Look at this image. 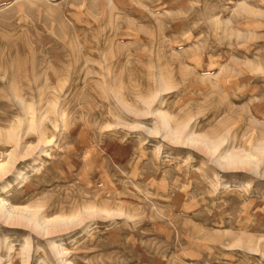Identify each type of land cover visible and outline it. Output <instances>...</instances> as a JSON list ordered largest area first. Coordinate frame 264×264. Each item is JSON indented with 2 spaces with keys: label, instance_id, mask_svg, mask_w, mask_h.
I'll list each match as a JSON object with an SVG mask.
<instances>
[{
  "label": "rangeland",
  "instance_id": "374dc122",
  "mask_svg": "<svg viewBox=\"0 0 264 264\" xmlns=\"http://www.w3.org/2000/svg\"><path fill=\"white\" fill-rule=\"evenodd\" d=\"M0 165V264H264V0H0Z\"/></svg>",
  "mask_w": 264,
  "mask_h": 264
},
{
  "label": "bare ground",
  "instance_id": "6f19581e",
  "mask_svg": "<svg viewBox=\"0 0 264 264\" xmlns=\"http://www.w3.org/2000/svg\"><path fill=\"white\" fill-rule=\"evenodd\" d=\"M224 158V157H223ZM225 161L227 162V163H230V164H232V163H236V162H240V163H242V162H244L245 161V159L243 160L242 158H237V157H230V158H226L225 159ZM229 165V164H228ZM3 167H4V165H0V169H3ZM3 206V204H2V202L0 201V206ZM4 209H5V207H4ZM7 214V213H6ZM9 216V215H8ZM9 218V217H8ZM37 228V227H36ZM47 230L46 229H41L40 230V232H42L44 235L47 233L46 232Z\"/></svg>",
  "mask_w": 264,
  "mask_h": 264
}]
</instances>
